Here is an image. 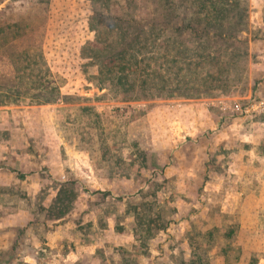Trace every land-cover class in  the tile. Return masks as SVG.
Returning <instances> with one entry per match:
<instances>
[{
    "label": "rangeland",
    "instance_id": "374dc122",
    "mask_svg": "<svg viewBox=\"0 0 264 264\" xmlns=\"http://www.w3.org/2000/svg\"><path fill=\"white\" fill-rule=\"evenodd\" d=\"M202 1L167 28L207 56L139 100L92 46L153 1L0 0V264H264V0Z\"/></svg>",
    "mask_w": 264,
    "mask_h": 264
},
{
    "label": "trees",
    "instance_id": "16d2710c",
    "mask_svg": "<svg viewBox=\"0 0 264 264\" xmlns=\"http://www.w3.org/2000/svg\"><path fill=\"white\" fill-rule=\"evenodd\" d=\"M143 1L145 3L153 1V3H155L154 8L157 13L161 15V19L157 20L156 18H152L149 21L145 20L141 28L137 27L135 29L137 30L135 36H132L130 33L134 30L132 27L134 24L133 20L126 18L122 19V24H118L119 28L117 27L115 30L113 35L114 39L110 42L102 44L98 35L96 36L95 44L92 46V55L94 59L98 58V64L102 65L100 81L103 82V85L110 84V87L114 89L122 88L125 89V91L139 90L140 93L136 92V95H130V97L139 100L171 97L173 95L171 86L176 83L179 88L182 86L179 80L174 79L170 74H164L165 78L160 79L153 73L159 66V59L161 58L163 69L166 72L171 73L173 66H176L177 69L180 70L178 77L183 79L185 76L184 71H189L187 65L191 61L192 55L198 58L207 56L205 51L209 46L204 41H195V44L193 43V46L189 47L183 34H181L183 30H181L180 33L177 32L179 35L170 32L167 27L172 23L174 17L179 16L176 12L178 4L174 2V0ZM198 1L199 0H196V2ZM209 2L214 5V3L219 4L223 1L215 0V2ZM179 3H182V0H180ZM127 7L133 10L136 6H132L130 2ZM229 15L230 13L228 10L225 11L224 9L215 8L214 17H217L218 21L220 19H230L227 18ZM160 25L164 27H158ZM186 29L189 31L191 30L190 27ZM175 35L179 36V38H176ZM105 60L110 64V67L107 69L105 67ZM236 61V59L233 61L231 59L229 60V68L226 72L227 77L230 75V68L235 70ZM111 66L113 68L117 66L118 70H110ZM103 73H108V75L105 76ZM161 91L167 94H162Z\"/></svg>",
    "mask_w": 264,
    "mask_h": 264
}]
</instances>
